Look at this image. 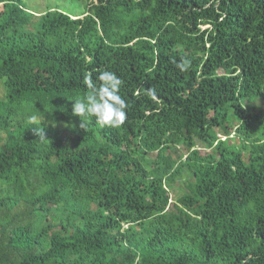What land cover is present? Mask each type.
Returning a JSON list of instances; mask_svg holds the SVG:
<instances>
[{
  "label": "trees",
  "instance_id": "16d2710c",
  "mask_svg": "<svg viewBox=\"0 0 264 264\" xmlns=\"http://www.w3.org/2000/svg\"><path fill=\"white\" fill-rule=\"evenodd\" d=\"M76 1L0 0V264H264V0Z\"/></svg>",
  "mask_w": 264,
  "mask_h": 264
},
{
  "label": "clouds",
  "instance_id": "9594fccd",
  "mask_svg": "<svg viewBox=\"0 0 264 264\" xmlns=\"http://www.w3.org/2000/svg\"><path fill=\"white\" fill-rule=\"evenodd\" d=\"M172 63L180 72H186L191 67V60L181 58L179 62L173 60ZM84 86L91 90L86 96V100H75L72 111L78 116L83 127L81 117L93 119L101 127L118 128L122 126L127 118L126 100L121 96L123 80L116 73L104 70L99 72L93 79L89 74L84 78ZM41 119L37 116L30 117L29 123L34 128V132L39 141H44L45 132L41 126Z\"/></svg>",
  "mask_w": 264,
  "mask_h": 264
},
{
  "label": "rangeland",
  "instance_id": "374dc122",
  "mask_svg": "<svg viewBox=\"0 0 264 264\" xmlns=\"http://www.w3.org/2000/svg\"><path fill=\"white\" fill-rule=\"evenodd\" d=\"M23 3L26 7H28L31 10H44L47 6H55L59 7L60 9H63L65 11H72L79 13L80 8L77 6L76 0H23ZM4 88L2 84H0V97L3 96ZM264 105V103H262ZM225 136L221 135V138H224ZM200 146V144L198 143ZM181 153L180 151L177 152V154ZM177 154H173L176 156Z\"/></svg>",
  "mask_w": 264,
  "mask_h": 264
}]
</instances>
